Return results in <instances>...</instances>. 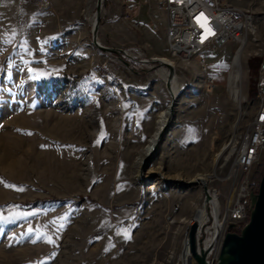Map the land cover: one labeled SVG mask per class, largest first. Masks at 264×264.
<instances>
[{"label":"rangeland","instance_id":"rangeland-1","mask_svg":"<svg viewBox=\"0 0 264 264\" xmlns=\"http://www.w3.org/2000/svg\"><path fill=\"white\" fill-rule=\"evenodd\" d=\"M119 2H101L94 33L98 0H0V264H178L204 186L228 207L238 176L229 149L217 156L256 112L248 61L264 59V0H228L255 26L235 92L209 91L198 64L231 67L233 42L188 63L163 35L132 41ZM154 58L173 60L181 93L139 164L172 102Z\"/></svg>","mask_w":264,"mask_h":264},{"label":"built area","instance_id":"built-area-1","mask_svg":"<svg viewBox=\"0 0 264 264\" xmlns=\"http://www.w3.org/2000/svg\"><path fill=\"white\" fill-rule=\"evenodd\" d=\"M29 2L42 9L51 7L50 0ZM119 3L123 24L136 31L144 28L139 18L142 11L148 15L151 28L156 32L161 31L162 27L152 13L157 11L164 14L166 25L163 32L169 54L188 63L205 53H217L228 42L237 46V55L240 49L246 47L255 30L253 14L236 10L228 0H120ZM151 61L161 66L158 63L160 59L154 58ZM198 64L207 89L216 91L219 85L216 84L215 75L206 59H201ZM232 69L233 61L230 72ZM258 74L255 87L257 108L254 117L247 128L236 133L229 143L234 171L238 176L232 203L223 215L220 212L218 219L215 218V212H210L205 219L197 222L196 251L199 255L202 251L207 253V264L218 263L229 227L235 225L241 231L249 222L247 203L251 194L256 193V183L251 174L256 166L264 164V59L259 65ZM214 196L217 197L216 194ZM185 240L178 264H193L188 234Z\"/></svg>","mask_w":264,"mask_h":264},{"label":"water","instance_id":"water-1","mask_svg":"<svg viewBox=\"0 0 264 264\" xmlns=\"http://www.w3.org/2000/svg\"><path fill=\"white\" fill-rule=\"evenodd\" d=\"M101 2L98 0V19L96 25L92 28L94 33L97 31L99 24V16L101 14ZM94 44L96 47L102 49L104 52L114 53L115 51L106 47L101 46L97 42V37L94 36ZM159 65L165 66L171 71L173 67L171 65L158 62ZM168 89L171 85L167 84ZM173 99L171 104L168 106L170 116L173 117L175 101ZM170 123V122H169ZM169 123L161 127L157 135L158 142L155 145V151L159 147L166 133V129ZM154 151V152H155ZM153 152V153H154ZM150 153L149 155H152ZM188 185V184H186ZM205 193V204H210L213 201V197L210 194L207 186H204ZM236 229L235 225L229 227V232L226 235L225 241L222 246L221 254L217 264H264V174L259 183V187L256 193H252L249 198V222L245 225L239 233L232 232ZM197 223L190 226L188 231L189 244L191 249L192 258L197 264H207L205 261L206 252L202 251L199 255L196 251V232Z\"/></svg>","mask_w":264,"mask_h":264},{"label":"bare ground","instance_id":"bare-ground-1","mask_svg":"<svg viewBox=\"0 0 264 264\" xmlns=\"http://www.w3.org/2000/svg\"><path fill=\"white\" fill-rule=\"evenodd\" d=\"M103 1L104 0H102V2ZM92 25H93V27L96 25V20H93ZM244 50H245V47L240 49L238 51L237 55H235L234 60H233V69H232V73L229 75L230 79H229V85H228L229 89H232V91H234L233 90L234 86L237 83L240 84V82L243 79V59L242 58H243ZM160 62L171 65L172 67L175 66L173 60H170V59H160ZM159 73H160L161 78L163 79L164 83L166 85L168 83L171 85L170 89H168L171 100H173L174 98L177 99L179 97V94L181 93V89H180V86L178 84L177 79L172 80V78H171L172 76H171V73H170L168 68L167 69L162 68L159 71ZM169 121H170V114H169L168 109H167L159 115L156 130L153 133V136L148 140L145 151H144L143 155L141 156V159L139 160V164H140L142 158L148 156L149 153L152 152V148L154 147V145L158 141L157 135H158L159 130H161V127L164 126L165 124H167ZM229 148H230V146L228 144V146H225L222 149L221 153L217 157L221 158L223 156V154L228 151ZM198 181L202 182L204 185L207 183V180H205L204 178H200V179H198ZM232 200H233V195L231 194L230 198H229L228 205L232 203ZM210 204L213 207L215 206L214 207V212H215L214 215H215V218L218 219L217 217L220 214V206H219V201H218L216 196L213 197V201ZM208 205L209 204H204L200 209H197L196 214L193 218L194 222H191V223H197L199 221H202L203 219H205L208 216L207 211H206V207ZM185 242H186V240H185Z\"/></svg>","mask_w":264,"mask_h":264},{"label":"crops","instance_id":"crops-1","mask_svg":"<svg viewBox=\"0 0 264 264\" xmlns=\"http://www.w3.org/2000/svg\"><path fill=\"white\" fill-rule=\"evenodd\" d=\"M75 6H77L76 7L77 10H79L80 9V2L78 4H76ZM153 13H152V15H153ZM121 15H122V9H121ZM77 17H78V15H76L75 18H77ZM153 17H154V15H153ZM139 18L141 19V21H142V23L144 25V28H142L141 31L133 30L129 26L125 25V24L121 25V30H123L125 33H127L131 37V39L133 38L132 41H135V43H136L137 40L139 39V34H141L142 36H145V38H146L145 40L155 39L156 36H158V35H160V36L163 35L164 36L163 29H164V26L166 25V20L165 19L163 20V22H160L161 23V27H162L161 31L156 32V31L152 30L151 24L149 23V17L144 11L141 12V15L139 16ZM164 38H165V36H164ZM213 72H214L215 75H219V76H221L223 78L222 81H220V85L224 84V82H226V78H227V81H228V77L225 76L226 74H228V71H226V70H215L214 69Z\"/></svg>","mask_w":264,"mask_h":264},{"label":"trees","instance_id":"trees-1","mask_svg":"<svg viewBox=\"0 0 264 264\" xmlns=\"http://www.w3.org/2000/svg\"><path fill=\"white\" fill-rule=\"evenodd\" d=\"M262 60H263V57H255V58H252V59H250L249 61H248V66H249V69H250V73H254V74H257V72H258V68H259V64L262 62ZM221 67L222 68H216L214 65H212L211 66V68L212 69H215V70H217V69H219V70H226V71H228L229 69H230V65L229 64H223L222 63V65H221ZM133 69L136 71V72H138V73H142V71H140V70H138V69H135V67H133ZM222 77L221 76H219V75H215V82H216V84L217 85H220V81H222ZM252 79V78H251ZM226 83H227V78H226V82H224V84H221V85H226ZM252 85H253V83H252V81H251V85H250V93H252ZM253 96H255L256 95V93L255 92H253V94H252ZM262 167H260L259 168V170L257 171V174L253 177V180L255 181V183H256V187H255V190L254 191H256L257 192V190H258V187H259V183H260V181H261V178H262V176H263V174H264V164L263 165H261ZM247 204H249V203H247ZM238 231H235V229H233L232 230V232H236V233H239V231H240V229H237Z\"/></svg>","mask_w":264,"mask_h":264},{"label":"snow or ice","instance_id":"snow-or-ice-1","mask_svg":"<svg viewBox=\"0 0 264 264\" xmlns=\"http://www.w3.org/2000/svg\"><path fill=\"white\" fill-rule=\"evenodd\" d=\"M210 31V30H209Z\"/></svg>","mask_w":264,"mask_h":264}]
</instances>
